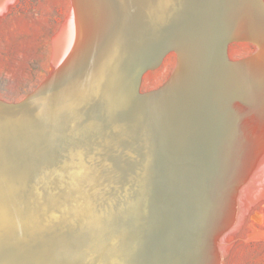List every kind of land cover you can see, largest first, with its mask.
Masks as SVG:
<instances>
[{"label":"bare ground","instance_id":"6f19581e","mask_svg":"<svg viewBox=\"0 0 264 264\" xmlns=\"http://www.w3.org/2000/svg\"><path fill=\"white\" fill-rule=\"evenodd\" d=\"M71 3L59 80L0 103V264H224L264 200V0Z\"/></svg>","mask_w":264,"mask_h":264},{"label":"rangeland","instance_id":"374dc122","mask_svg":"<svg viewBox=\"0 0 264 264\" xmlns=\"http://www.w3.org/2000/svg\"><path fill=\"white\" fill-rule=\"evenodd\" d=\"M71 7V0H15L1 12V99L16 102L53 74L57 66L53 38L61 30ZM254 48L252 42H235L230 46V56L242 58ZM176 63L172 53L159 68L144 76L142 90L161 85ZM226 250L224 264H264V200L247 210Z\"/></svg>","mask_w":264,"mask_h":264},{"label":"water","instance_id":"95a60500","mask_svg":"<svg viewBox=\"0 0 264 264\" xmlns=\"http://www.w3.org/2000/svg\"><path fill=\"white\" fill-rule=\"evenodd\" d=\"M169 51H173V49H170ZM162 59H160V61L158 62V64H160ZM60 77L54 75L47 84L44 85V83L46 81H44L34 92H32L30 95L26 96L25 98H23L22 100H20L19 102H15V103H7L4 101L0 100V103L4 105V107H9V106H19L21 104H25L28 103L31 97H34L36 94L43 92L42 89H46L47 85H51L53 83H56L59 80ZM165 86H167V82H163L162 85L154 88V89H149V90H145V91H139V88L137 86V94L141 95V96H148L149 94L153 93V94H158L159 92L163 91L165 89ZM46 87V88H44Z\"/></svg>","mask_w":264,"mask_h":264},{"label":"trees","instance_id":"16d2710c","mask_svg":"<svg viewBox=\"0 0 264 264\" xmlns=\"http://www.w3.org/2000/svg\"><path fill=\"white\" fill-rule=\"evenodd\" d=\"M142 86V85H141ZM141 89H142V87H141Z\"/></svg>","mask_w":264,"mask_h":264}]
</instances>
